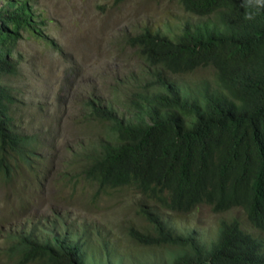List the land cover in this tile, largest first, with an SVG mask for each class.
<instances>
[{"label": "trees", "instance_id": "obj_1", "mask_svg": "<svg viewBox=\"0 0 264 264\" xmlns=\"http://www.w3.org/2000/svg\"><path fill=\"white\" fill-rule=\"evenodd\" d=\"M172 1L196 20L177 34L144 29L127 39L140 73L115 90L114 101L89 97L81 104L75 124L94 132L68 150L69 182L60 184L72 182L71 195L88 189L93 201L138 195L152 233L130 229L128 236L138 246L171 249L167 260L151 264H264V0ZM0 2V188L9 189L16 215L27 210L23 191L46 179L51 156L41 134L23 131L4 82L18 75L14 54L34 12L27 0ZM201 71L209 77L200 78ZM199 207L216 215L238 210L251 229L235 217L221 219L215 239L203 242L174 234L153 214L186 217ZM88 238L53 212L2 232L0 264H121L100 244L102 256H87Z\"/></svg>", "mask_w": 264, "mask_h": 264}, {"label": "rangeland", "instance_id": "obj_2", "mask_svg": "<svg viewBox=\"0 0 264 264\" xmlns=\"http://www.w3.org/2000/svg\"><path fill=\"white\" fill-rule=\"evenodd\" d=\"M27 1L35 24L16 48L18 75L4 82L15 96L16 116L26 122L23 131L41 134L46 151L50 150V166L39 189L23 191L29 199L24 212L11 214L14 202L6 199L9 189L0 188V234L30 226V222L50 218L56 212L69 231L84 232L91 239L87 256L93 252L102 256L100 244L114 262L121 264L167 260L170 248L138 246L128 236L130 229L152 233L151 225L139 213L146 206L138 195L124 191L93 201L88 189H77L71 195L72 182L63 188L60 178L69 182V177H63L70 160L68 150L74 149L83 136L88 137L89 130L94 132L80 130L75 124L82 114L81 104L89 97L103 103L114 101L117 91L125 89L126 83H132L128 81L140 73L141 61L127 39L144 29L177 34L185 22L196 19L172 0ZM4 4L0 2V7ZM197 75L209 77L208 71ZM113 107L117 112L122 109ZM23 177L24 181L26 172ZM153 214L174 234L193 233L203 242L215 239L221 219L235 217L243 229H251L238 210L216 215L208 207H199L186 217L159 210Z\"/></svg>", "mask_w": 264, "mask_h": 264}]
</instances>
